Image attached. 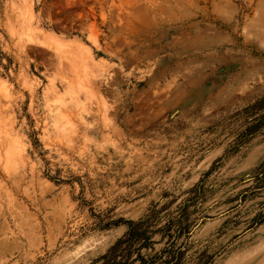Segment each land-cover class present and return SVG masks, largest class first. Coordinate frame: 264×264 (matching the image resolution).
<instances>
[{
    "label": "rangeland",
    "instance_id": "374dc122",
    "mask_svg": "<svg viewBox=\"0 0 264 264\" xmlns=\"http://www.w3.org/2000/svg\"><path fill=\"white\" fill-rule=\"evenodd\" d=\"M262 97L264 0H0V264H264Z\"/></svg>",
    "mask_w": 264,
    "mask_h": 264
},
{
    "label": "trees",
    "instance_id": "16d2710c",
    "mask_svg": "<svg viewBox=\"0 0 264 264\" xmlns=\"http://www.w3.org/2000/svg\"><path fill=\"white\" fill-rule=\"evenodd\" d=\"M263 103L264 97L250 107L260 109ZM151 221L150 217L127 221L126 235L119 238L102 256L101 264H185L183 251L180 247H174L173 242L152 255L141 253L143 249L153 248L152 235L155 232L151 229Z\"/></svg>",
    "mask_w": 264,
    "mask_h": 264
}]
</instances>
